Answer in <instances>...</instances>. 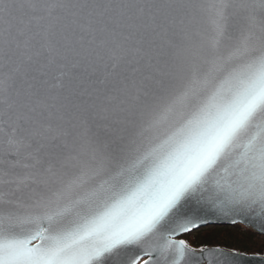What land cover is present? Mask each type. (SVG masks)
Segmentation results:
<instances>
[{
	"label": "snow or ice",
	"instance_id": "1",
	"mask_svg": "<svg viewBox=\"0 0 264 264\" xmlns=\"http://www.w3.org/2000/svg\"><path fill=\"white\" fill-rule=\"evenodd\" d=\"M142 260L264 264V0H0V264Z\"/></svg>",
	"mask_w": 264,
	"mask_h": 264
},
{
	"label": "trees",
	"instance_id": "2",
	"mask_svg": "<svg viewBox=\"0 0 264 264\" xmlns=\"http://www.w3.org/2000/svg\"><path fill=\"white\" fill-rule=\"evenodd\" d=\"M242 227V226H239ZM229 231V229L223 227H210L205 230H201L196 233L195 240H193V246L198 244H209L211 245L216 233ZM190 239V238H189ZM192 240V239H191ZM251 255V254H249Z\"/></svg>",
	"mask_w": 264,
	"mask_h": 264
},
{
	"label": "water",
	"instance_id": "3",
	"mask_svg": "<svg viewBox=\"0 0 264 264\" xmlns=\"http://www.w3.org/2000/svg\"><path fill=\"white\" fill-rule=\"evenodd\" d=\"M209 227H216V226H209ZM144 259H147V257H144ZM141 264H143V262H141ZM253 264H256V261L255 260H253Z\"/></svg>",
	"mask_w": 264,
	"mask_h": 264
},
{
	"label": "rangeland",
	"instance_id": "4",
	"mask_svg": "<svg viewBox=\"0 0 264 264\" xmlns=\"http://www.w3.org/2000/svg\"><path fill=\"white\" fill-rule=\"evenodd\" d=\"M208 228H210V227H208ZM205 229H207V228H203L202 230H205ZM195 235H196V234H195ZM195 235H194V237H195ZM191 239H193V238H192V237H190V240H191Z\"/></svg>",
	"mask_w": 264,
	"mask_h": 264
},
{
	"label": "flooded vegetation",
	"instance_id": "5",
	"mask_svg": "<svg viewBox=\"0 0 264 264\" xmlns=\"http://www.w3.org/2000/svg\"><path fill=\"white\" fill-rule=\"evenodd\" d=\"M200 231H201V230H200ZM196 233H197V232H196ZM196 233H194V235H195ZM185 238L189 239L190 237H185ZM141 262H143V260H142Z\"/></svg>",
	"mask_w": 264,
	"mask_h": 264
}]
</instances>
